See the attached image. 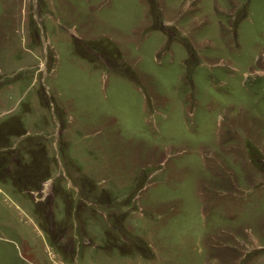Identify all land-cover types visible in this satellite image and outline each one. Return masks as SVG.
Listing matches in <instances>:
<instances>
[{
	"label": "rangeland",
	"instance_id": "rangeland-1",
	"mask_svg": "<svg viewBox=\"0 0 264 264\" xmlns=\"http://www.w3.org/2000/svg\"><path fill=\"white\" fill-rule=\"evenodd\" d=\"M0 264H264V0H0Z\"/></svg>",
	"mask_w": 264,
	"mask_h": 264
}]
</instances>
